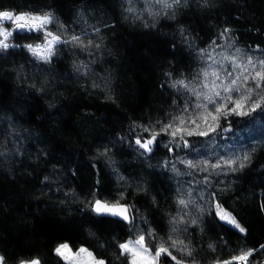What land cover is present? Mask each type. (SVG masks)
<instances>
[{
    "label": "trees",
    "instance_id": "1",
    "mask_svg": "<svg viewBox=\"0 0 264 264\" xmlns=\"http://www.w3.org/2000/svg\"><path fill=\"white\" fill-rule=\"evenodd\" d=\"M8 10L49 14L62 41L49 60L22 44L40 33L0 46L5 264H68L61 242L130 264L122 244L139 235L159 264L264 262V72L249 113L169 135L215 56L264 63V0H0ZM100 200L128 204L131 222L97 214Z\"/></svg>",
    "mask_w": 264,
    "mask_h": 264
},
{
    "label": "rangeland",
    "instance_id": "2",
    "mask_svg": "<svg viewBox=\"0 0 264 264\" xmlns=\"http://www.w3.org/2000/svg\"><path fill=\"white\" fill-rule=\"evenodd\" d=\"M50 21L49 14L2 11L0 12V46L21 45L13 41L17 32L40 33L43 37L42 41L22 44L39 59L49 60L56 45L62 41L57 34L48 29ZM228 66L237 70L236 76L235 73H230ZM263 72L264 63L259 57L247 60V56L244 55L241 60L225 53L215 56L208 67L206 83L198 93L200 104L196 113L191 114L187 120L185 119L186 121L182 120L179 124L171 125L169 135L179 142L184 134H204L212 131L220 116L249 113L252 108L260 104L262 97L254 90H249L248 86L252 79ZM122 249L130 256V264H159L162 253L161 250L155 252L148 246L143 235L129 238L122 244ZM55 251L68 264H106L104 259L97 257L85 245L73 248L68 242H61L56 246ZM244 259H239L238 264ZM0 264H5L1 254ZM18 264H40V260L34 257Z\"/></svg>",
    "mask_w": 264,
    "mask_h": 264
},
{
    "label": "water",
    "instance_id": "3",
    "mask_svg": "<svg viewBox=\"0 0 264 264\" xmlns=\"http://www.w3.org/2000/svg\"><path fill=\"white\" fill-rule=\"evenodd\" d=\"M94 210L99 215L111 216L125 223L131 222V209L126 203L100 200L95 203Z\"/></svg>",
    "mask_w": 264,
    "mask_h": 264
}]
</instances>
